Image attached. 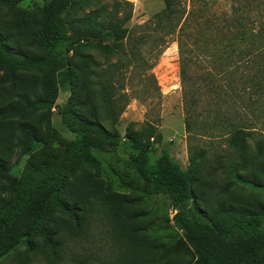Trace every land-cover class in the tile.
<instances>
[{
  "label": "trees",
  "instance_id": "16d2710c",
  "mask_svg": "<svg viewBox=\"0 0 264 264\" xmlns=\"http://www.w3.org/2000/svg\"><path fill=\"white\" fill-rule=\"evenodd\" d=\"M21 1L0 0V261L40 232L55 253L46 225L60 212L67 219L57 230L79 237L95 221L108 225L117 253L102 264H264V0H234L223 24L199 19L209 36L190 44L186 29L197 10L184 14L176 0H163L155 16L165 30L161 39L176 34L179 41L187 167L166 148L154 153L161 137L151 123L142 130L131 123L123 137L108 85L94 88L98 71L85 50L125 54L130 0H113L106 17L104 6L86 11L98 0H44L38 18ZM198 60L211 62L216 73L190 87L189 64ZM62 83L70 94L59 103ZM199 88L209 93L213 119L229 122L219 129L226 142L220 150L194 144ZM56 106L70 135L52 122ZM238 106L239 115L224 109ZM94 152L117 155L123 167L112 169L135 195L92 173L99 167ZM24 156L14 175L12 160ZM158 196L175 211L173 224L169 216L160 224L149 208Z\"/></svg>",
  "mask_w": 264,
  "mask_h": 264
},
{
  "label": "rangeland",
  "instance_id": "374dc122",
  "mask_svg": "<svg viewBox=\"0 0 264 264\" xmlns=\"http://www.w3.org/2000/svg\"><path fill=\"white\" fill-rule=\"evenodd\" d=\"M130 2L133 16L127 26L131 29V41L126 46L125 54L106 56L94 49L85 50V54L93 57L96 63L94 69L98 71V75L92 77L97 82L94 88L98 93L103 91L101 83L108 85L111 101L117 110H121L116 120V127L123 137L126 136L131 123H135L133 125L135 130H142L147 123H151L153 130L161 137L154 144V153H159L161 149L166 148L175 159L187 167L189 139L184 120L185 102L180 74L181 53L178 38L174 34L167 39L168 42L161 39L165 30L163 31L157 24L155 16L164 9L163 0H130ZM176 2L177 9L181 13H188L191 9L198 11L196 19L186 29L190 37L189 44L195 38L205 39L209 36L210 30L199 23L211 20V22L223 24L224 18L229 17L237 5L234 0H176ZM241 3L246 2L242 0ZM43 4L44 0L20 2V6L32 11L36 18L40 17L39 9ZM112 4L113 0L93 1L86 11L101 9L104 6L106 10L102 12L101 17H106L107 13L112 11ZM188 73L193 80L190 87H200V79L209 73L215 74L216 70L211 62L198 60L189 64ZM197 92L200 98L198 104L200 117L197 119L196 133L199 134V138L194 141V144L205 147L207 150L209 148L220 150L226 142L219 136V131H222L219 129L226 128L229 122L224 121L219 125V121L213 119L216 109L210 105L209 93L202 88L197 89ZM221 93L224 92L221 91ZM69 94V87L62 83L58 102H65ZM98 102L102 104L99 97ZM224 109L232 115H239L242 112L239 106L232 107L230 110L226 107ZM52 122L64 135H70L62 124L57 106L54 108ZM94 156L99 164L97 169L92 167V173L96 177L103 179L106 185L112 186L117 192L135 195L121 188V182L112 169L123 167L122 163L117 161L116 154L94 152ZM25 160L26 156L15 157L12 160L11 172L14 175L20 174ZM149 208L157 211L156 220L160 224L166 225L168 216L171 223H174L175 211L164 196L151 198ZM66 219L63 213L54 212L46 225L51 242L58 245L55 253L53 247L48 245L46 234L40 232L1 260L0 264H82L81 259H88V262L84 264H102L117 253L115 241L108 232V225L95 221L90 229H87V233L79 237L65 231L64 228H61V231L57 230L56 224L59 223L62 227ZM162 232L170 233L168 230ZM183 249L184 247L180 246L178 252ZM185 253L188 260L192 259L188 249H185Z\"/></svg>",
  "mask_w": 264,
  "mask_h": 264
}]
</instances>
